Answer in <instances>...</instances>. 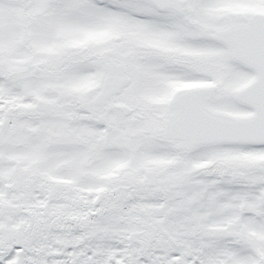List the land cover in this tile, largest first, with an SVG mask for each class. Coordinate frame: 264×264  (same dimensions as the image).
Returning a JSON list of instances; mask_svg holds the SVG:
<instances>
[{
    "label": "snow or ice",
    "instance_id": "6c2138e0",
    "mask_svg": "<svg viewBox=\"0 0 264 264\" xmlns=\"http://www.w3.org/2000/svg\"><path fill=\"white\" fill-rule=\"evenodd\" d=\"M0 264H264V0H0Z\"/></svg>",
    "mask_w": 264,
    "mask_h": 264
}]
</instances>
